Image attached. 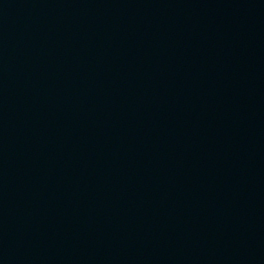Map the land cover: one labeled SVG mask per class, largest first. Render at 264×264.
<instances>
[{"label":"water","instance_id":"water-1","mask_svg":"<svg viewBox=\"0 0 264 264\" xmlns=\"http://www.w3.org/2000/svg\"><path fill=\"white\" fill-rule=\"evenodd\" d=\"M0 264H264V0H0Z\"/></svg>","mask_w":264,"mask_h":264}]
</instances>
